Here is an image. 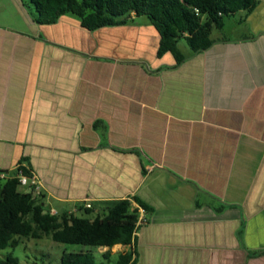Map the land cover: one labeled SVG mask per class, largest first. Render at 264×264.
<instances>
[{
    "label": "crops",
    "instance_id": "obj_1",
    "mask_svg": "<svg viewBox=\"0 0 264 264\" xmlns=\"http://www.w3.org/2000/svg\"><path fill=\"white\" fill-rule=\"evenodd\" d=\"M31 9L0 0V171H33L58 213L146 205L117 245L133 264H264V0L238 38L225 19L205 51L181 40L182 62L146 17L90 31Z\"/></svg>",
    "mask_w": 264,
    "mask_h": 264
},
{
    "label": "trees",
    "instance_id": "obj_2",
    "mask_svg": "<svg viewBox=\"0 0 264 264\" xmlns=\"http://www.w3.org/2000/svg\"><path fill=\"white\" fill-rule=\"evenodd\" d=\"M260 0H30L40 24L56 23L62 16H77L90 31L128 24L134 17H146L161 35L159 56L173 52L180 62L178 44L185 40L193 53L205 51L215 40L214 30L224 27L228 17L251 13ZM30 171V170H29ZM20 190L16 179L0 181V251L15 249L24 240L50 238L58 244L109 248L134 246L140 209L125 199L114 203L103 216L94 219L73 213L53 215L43 202ZM138 202V201H137ZM139 205L148 211L144 204ZM91 208L86 211L91 212ZM134 251L111 254L98 261L91 253L63 252L60 264H133ZM0 264H22L12 253L0 258Z\"/></svg>",
    "mask_w": 264,
    "mask_h": 264
},
{
    "label": "rangeland",
    "instance_id": "obj_3",
    "mask_svg": "<svg viewBox=\"0 0 264 264\" xmlns=\"http://www.w3.org/2000/svg\"><path fill=\"white\" fill-rule=\"evenodd\" d=\"M26 2H30V0H25ZM31 10H34L32 7ZM147 19V18H145ZM237 19H240L238 16ZM237 19L235 17L226 18L227 22V33L223 32L227 38H238L242 34V29H238L236 31V26L242 27V24L234 23ZM234 20V21H233ZM237 22V21H236ZM186 45V42L183 41ZM22 192L25 191L24 188H20ZM55 207H57L55 205ZM58 209V207H57ZM92 218L94 214L90 215ZM124 248L121 246H116L112 250L97 249L94 247H84L81 245H69V244H58L53 242L50 238H44L42 240H24V244L18 248L11 249L8 248L6 250L0 251V258H5L7 255L12 253L14 256L20 258L22 264H60V257L63 252H91L98 261H104V255L109 252L111 254V260L116 261L120 252H122Z\"/></svg>",
    "mask_w": 264,
    "mask_h": 264
},
{
    "label": "built area",
    "instance_id": "obj_4",
    "mask_svg": "<svg viewBox=\"0 0 264 264\" xmlns=\"http://www.w3.org/2000/svg\"><path fill=\"white\" fill-rule=\"evenodd\" d=\"M16 179L19 182L20 188L25 189V193L31 194L33 199H42L45 194V186L43 181L36 175L33 171H29L25 167H17L13 174L6 171H0V181L7 182L8 180ZM86 208H91V205H86ZM51 214H57V211L53 208H49ZM141 215L138 222V228L142 224L144 218L143 215L145 214V210L142 208L140 209Z\"/></svg>",
    "mask_w": 264,
    "mask_h": 264
},
{
    "label": "water",
    "instance_id": "obj_5",
    "mask_svg": "<svg viewBox=\"0 0 264 264\" xmlns=\"http://www.w3.org/2000/svg\"><path fill=\"white\" fill-rule=\"evenodd\" d=\"M49 208H51V206H48Z\"/></svg>",
    "mask_w": 264,
    "mask_h": 264
}]
</instances>
